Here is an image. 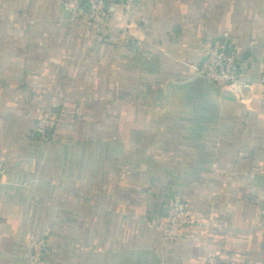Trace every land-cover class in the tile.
I'll use <instances>...</instances> for the list:
<instances>
[{"label": "crops", "instance_id": "crops-1", "mask_svg": "<svg viewBox=\"0 0 264 264\" xmlns=\"http://www.w3.org/2000/svg\"><path fill=\"white\" fill-rule=\"evenodd\" d=\"M217 36L247 95L189 69ZM262 72L264 0H136L100 29L59 0H0V264H264ZM174 200L193 221L166 244Z\"/></svg>", "mask_w": 264, "mask_h": 264}, {"label": "built area", "instance_id": "built-area-1", "mask_svg": "<svg viewBox=\"0 0 264 264\" xmlns=\"http://www.w3.org/2000/svg\"><path fill=\"white\" fill-rule=\"evenodd\" d=\"M65 10L89 24L100 29L117 8L129 12L135 6L136 0H81L71 3L59 0ZM189 69L194 75L200 76L211 82L219 90H232L239 97V87H249L251 82L246 78V72L239 61V54L233 45L223 36L211 39L208 48L196 63H190ZM258 82L264 84V72ZM56 125V120L50 110H46L41 117L34 121L31 137L47 142L51 139V131ZM6 167L0 160V181L3 180ZM193 221L191 213L185 205L177 200L169 203L167 214L161 223L162 239L166 244L174 242L184 226ZM46 243L43 238H32L28 244V260L37 263L41 261L45 252ZM207 264H218L215 257H209Z\"/></svg>", "mask_w": 264, "mask_h": 264}, {"label": "water", "instance_id": "water-1", "mask_svg": "<svg viewBox=\"0 0 264 264\" xmlns=\"http://www.w3.org/2000/svg\"><path fill=\"white\" fill-rule=\"evenodd\" d=\"M241 95H247L248 88L247 87H239L237 90Z\"/></svg>", "mask_w": 264, "mask_h": 264}]
</instances>
